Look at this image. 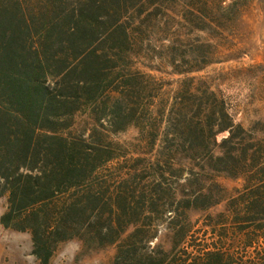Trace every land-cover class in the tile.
Masks as SVG:
<instances>
[{
    "label": "trees",
    "instance_id": "obj_1",
    "mask_svg": "<svg viewBox=\"0 0 264 264\" xmlns=\"http://www.w3.org/2000/svg\"><path fill=\"white\" fill-rule=\"evenodd\" d=\"M132 1L0 0V225L38 264L73 239L117 245L113 264H264V136L203 81L170 94L132 69L129 20L150 0ZM128 128V147L109 139Z\"/></svg>",
    "mask_w": 264,
    "mask_h": 264
},
{
    "label": "rangeland",
    "instance_id": "obj_2",
    "mask_svg": "<svg viewBox=\"0 0 264 264\" xmlns=\"http://www.w3.org/2000/svg\"><path fill=\"white\" fill-rule=\"evenodd\" d=\"M200 1L150 0L141 14L136 11L129 20L135 38L132 69L151 75L156 86L170 94L186 78H196L198 86L203 81L224 101L234 124L263 137L264 0H226L223 6L235 2L243 8L233 21L227 19L225 12L203 8ZM138 2L134 0L132 5ZM195 67L200 71L188 75L175 73ZM159 99L156 106H160ZM86 115L78 114L74 119L80 128L87 120ZM135 135L136 131L128 128L110 134L109 139L128 147ZM225 135H218L217 141ZM218 181L228 190L240 186L229 179ZM5 209L6 199L1 197L0 216ZM116 249L117 245L85 248L73 239L58 246L49 264H113ZM31 251L28 233L0 225V264H38Z\"/></svg>",
    "mask_w": 264,
    "mask_h": 264
}]
</instances>
